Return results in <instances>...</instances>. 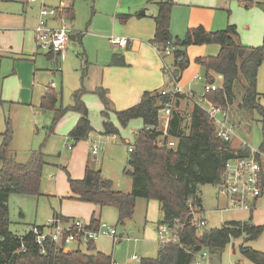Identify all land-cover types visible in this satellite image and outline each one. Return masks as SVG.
I'll use <instances>...</instances> for the list:
<instances>
[{"label": "trees", "instance_id": "1", "mask_svg": "<svg viewBox=\"0 0 264 264\" xmlns=\"http://www.w3.org/2000/svg\"><path fill=\"white\" fill-rule=\"evenodd\" d=\"M242 1L246 4L253 2ZM156 4L157 12L153 16L155 30L151 43L165 45L168 40L172 41L175 47L173 57L181 58L176 63L180 71L189 62L186 54L188 46L218 44L219 51L215 56L195 58L204 69L205 83L217 85L215 91L203 94L202 97L222 106L230 117L229 108L235 100L238 110L245 113L256 111L263 129L259 151H264V106L259 103L260 94L257 91L258 69L264 62V37L260 45L247 46L240 41L234 24L217 31H209L199 25L187 29L181 38L172 37L169 23L174 2L157 0ZM128 16L121 14L120 20L125 22ZM111 64L124 66V57L114 55ZM85 92L80 87L73 92L71 104L57 106L60 93L50 89L40 102L43 110L54 111L52 126L68 111L78 113V120L68 133L73 145L88 138L93 130L87 106L82 100ZM93 94L103 107L100 112L103 117L102 135L118 134L117 127L109 119L110 114L114 115L121 126L132 119L142 121L143 125L135 135L134 147L127 152L126 167L123 170L131 178V189L128 192L114 190L112 181L101 170L87 164L80 179L72 178L65 170L73 197L100 208H115L117 223L121 225L132 219L137 198L155 200L162 212L159 223L168 224L172 229L175 221L180 223L176 242L158 244L156 257H143L138 264H191L204 249L208 250L212 258L214 254H221L233 239L241 236H244V240L239 246V252L253 264H264V252L245 245V242L255 240L264 233V222L254 224L250 217L248 221H226L218 228L197 231L192 225L190 213V207H195L198 213L201 210L200 187L205 184L217 186L225 163L246 156L248 149L234 148L231 142L217 137L213 121L206 111L183 94L170 97L161 95L159 90L144 91L137 103L120 110L114 108L104 87H96ZM168 100L173 101L174 107L169 117L166 139L170 137L174 140L173 147L159 146L157 143L161 135L158 129L159 110ZM0 135V264H111V256L98 251H63L47 244L45 253H41L29 230L22 235L10 230L8 199L13 194H39L47 155L39 149L31 151L25 162L16 160L10 150L12 126L9 117L5 118V129ZM90 222L97 225L99 221L91 217ZM93 245L90 242L87 248L91 249Z\"/></svg>", "mask_w": 264, "mask_h": 264}, {"label": "crops", "instance_id": "2", "mask_svg": "<svg viewBox=\"0 0 264 264\" xmlns=\"http://www.w3.org/2000/svg\"><path fill=\"white\" fill-rule=\"evenodd\" d=\"M62 2V0H59V3L62 4ZM156 2L157 0H109L110 6L107 9L98 8V5H96L94 1L92 2L91 17L89 22L85 25L84 30L86 31L89 29L88 31L90 32H88L87 35H91V37L97 39V45L94 47V50L96 53L101 52L100 57L104 60H102L101 65H94L93 62L89 63L87 61L89 63L88 67L87 62H85L84 66L81 68L82 73L80 75L81 78L79 77L80 81H78L77 84H74V86H76L71 92L70 102L71 104L73 92L80 87H83L86 92L82 95V100L87 106L88 117L90 109L98 110L100 113L103 108L98 97L93 94L94 89L98 86H102L107 90L108 96L111 99L114 108L120 110L137 103L144 91L160 90L166 84L162 72V63L165 62L167 64H171L173 60L172 58L166 57L162 61L151 43L155 30L153 16L157 12ZM173 2L174 5L171 9L169 23V31L172 37L181 38L187 29L199 25L203 26L206 30L217 31L224 29L229 24H234L237 31L240 33L242 29L247 31L243 36L239 34V39L243 44L247 46H258L263 41L264 0H253L250 4H246L242 0H173ZM22 4L30 5L29 8L31 11V17H29V19L27 18V11L23 15L18 13L12 15L9 8L4 7V3L0 7V134L5 129V118L9 117L10 114L12 116V121L10 120L12 126V141L10 150L14 153L16 160H18L17 157L19 155V149H23L26 145L28 138L26 132L33 131L34 128L32 122H30L31 120L26 121L27 117L31 119V116L34 117L39 110H43L40 108V102L46 93L45 88L53 81V76H55L56 73H60L61 75L62 69H65L69 64V57H67L66 52L68 48H66L64 59H60L57 56L46 52L45 56L51 61V68H49L48 65H44V62H42L43 67H47L48 69L37 68L36 63L39 61V51H37L38 47L35 44L34 27L38 18L39 4L31 5L35 3H29L26 0H23ZM61 8V16L70 22V26L74 27V23H77V20L73 7L65 6ZM232 9H235L236 11H234L235 14H232L231 16V13L233 12ZM121 14L129 15L125 22L120 20ZM94 23L96 24V27L93 31L95 33L94 35L97 37L92 36L91 34V27ZM111 34L127 37L129 39L128 45L125 47L112 45L108 40V37ZM71 35L73 38L70 39V42L72 41L73 43L81 41L83 36L79 32H76L75 34L72 32ZM249 39H257V42H250ZM107 44L110 45L111 49H108ZM211 45L212 44L192 45L188 46L186 49L189 62L187 67L183 71H180L177 77L178 84L185 92H192L195 96H197L192 91L193 81L198 82L200 79L195 80L194 76L199 75L198 70L200 68L203 69V67L195 61V58L198 56H215L216 54L209 53V51H211L209 46ZM215 45L218 46L219 51V45ZM101 49H103L104 52L107 51V54H103ZM114 55H122L124 57L125 65H112L111 60ZM191 68H195L197 70L195 71L196 74L193 78L187 77ZM25 75H28V78H24ZM85 80L87 81L85 82ZM61 83L62 77L60 80V86ZM186 87L188 88L186 89ZM53 89L55 92L60 93L57 105H61V90L59 91L56 88ZM21 114L24 116V122L26 121V125L24 126L26 127L25 129H23L24 127L22 126V123H19L21 121ZM78 117V113L68 111L57 122L55 129L58 132V140H61L62 138L64 139V136L68 135L69 131L76 124ZM101 118L103 121L102 116ZM110 118L114 119L115 117L113 114H110L109 119ZM161 124H163V121ZM94 131L95 129L93 128L89 136H93L92 133H94ZM98 134H101V132H98ZM1 140L2 136L0 135V143ZM116 140L117 137L109 139L108 144L111 145L107 144V148L95 156H92L90 153L88 138L78 141L73 145L72 149H68L69 151H72L70 158L72 160L75 156V153L73 152L74 148L77 147L79 143H85L86 154L82 159L83 172L87 164L101 170L102 174L112 181V188L114 190H118L114 188V180L108 176L106 171H104L103 162H99L98 155L102 152L103 155L104 152L108 150L109 146L116 145L114 144ZM232 146L234 148L241 147L240 145ZM115 149H117V147H115ZM31 151H33V149L28 152V155ZM110 154L119 156L117 150L114 152L111 151ZM59 155L60 154L58 153L57 156ZM49 157L53 156L47 155V164L45 166H56V168H61L66 177L65 170L68 171L66 165H61L56 162L55 157H53L55 161L50 163L48 161ZM125 167L126 165L124 168ZM68 173L70 174L69 171ZM82 177L83 173L80 176H74L72 178L80 179ZM128 185L130 186L129 189H131V178L130 184ZM215 187L217 188V186ZM200 191V213H202L204 211L202 188H200ZM124 192H128V190ZM58 196H60L59 201L61 204L63 201L74 202V209L71 214H69L70 212H65L63 214L62 212H56L53 210L52 216L57 214L66 220L84 218L85 221H89L91 217H94L98 221L100 220L102 208L88 202L76 200L70 189L64 195ZM215 202L219 212L230 210L227 208L229 202L227 197L222 194L218 188ZM157 204L160 212V218L156 222V230L157 226L160 224L159 221L162 218L160 205L158 202ZM255 209L256 207L254 210ZM254 210L250 212L251 218ZM113 225L116 227L115 224ZM120 235L123 237V234ZM126 236V238H129V235ZM102 237L109 238L112 240V243H114L112 237ZM97 251L109 255L107 252L97 249L95 245H93V248L91 249H86L87 253H95ZM134 256L137 258L133 259L132 257V260L129 261H140L141 258L139 256L136 254ZM112 261L119 264V262L114 259H112Z\"/></svg>", "mask_w": 264, "mask_h": 264}, {"label": "rangeland", "instance_id": "3", "mask_svg": "<svg viewBox=\"0 0 264 264\" xmlns=\"http://www.w3.org/2000/svg\"><path fill=\"white\" fill-rule=\"evenodd\" d=\"M23 0H0V7L4 3V7H8L12 12V15L18 13L23 15L26 11L28 12L27 18L31 17V11L29 6L22 4ZM62 4L59 3V0H46L48 6L52 7H73L75 11V17L77 23L75 22L74 27H71L73 34L79 32L82 34L81 41L72 43L70 40L67 43L68 48L66 50L67 57H69V64L65 69H62V73H56L53 76L54 88L61 90V99L60 103L62 106H66L71 102V92L75 88L74 84H77L80 81L82 70L85 62H93L94 65H101L102 60H104L100 53H96L94 47L97 45V39L87 35L89 29L84 30L85 25L90 20L91 15V6L94 1L98 8L107 9L110 6L109 0H62ZM38 5V2H33ZM39 6V5H38ZM231 13L234 15L235 9H232ZM70 25V22L67 21ZM96 24L94 23L91 27L92 36L94 35V28ZM86 32V33H85ZM246 30L242 29L241 33L238 31V35L242 36L246 34ZM263 33V30H262ZM116 35V34H111ZM251 38V37H248ZM250 40V39H249ZM261 41V40H260ZM250 42H257L256 40H250ZM259 42V40H258ZM36 44V43H35ZM259 44V43H258ZM107 44L108 49L110 45ZM106 47V48H107ZM75 48V49H74ZM74 49V50H73ZM209 53L217 54L218 46L212 44L209 46ZM90 50V52H89ZM39 61L36 63L38 69H48L43 67L48 65L51 68V61L48 60L45 56L46 50L37 48ZM103 54H107V51H103ZM97 54V56H96ZM64 59V58H63ZM87 62V67L88 63ZM169 62V61H168ZM63 64V62H62ZM63 68V66H62ZM91 70V69H90ZM197 71L195 68L189 70L187 77L193 78ZM191 73V74H190ZM200 80L198 82L193 81L192 91L197 95L201 96L204 92L205 77L204 70L200 68L198 70ZM62 77V83L60 86V80ZM80 77V78H79ZM24 78H28V75H25ZM31 80V79H30ZM87 80H85L86 82ZM166 83V80L164 78ZM44 88V87H43ZM188 87H186L187 89ZM257 91L260 94L259 103L264 106V62L260 65L258 69L257 76ZM58 106V105H57ZM230 119L234 122V134L231 139L232 145L247 144L248 147L259 151V145L263 137L262 122L256 111H245L237 109V100L234 104L231 105ZM37 110V109H36ZM54 116V111L52 110H39V112L34 116L27 117L26 121L31 120L32 125L34 126L33 131L27 133V141L25 149H19L17 159L20 162H25L28 157V152L33 150H41L48 156H53L61 165H66L67 170L70 172L71 176H80L83 173V163L82 159L85 157L86 144L79 143L77 147L74 148L75 156L71 160V153L64 146L63 138L58 140V132L56 131L55 126H52V119ZM22 126L26 125L24 122L23 114L20 115ZM9 119H12V116L9 114ZM89 119L92 127L95 129L92 133V140H99L104 146V150L107 148L109 139L107 136L98 134L102 132V118L98 110L90 109ZM12 121V120H11ZM110 121L117 127L118 134H116L117 140L113 146H109L108 150L102 155H98L99 162H103V169L106 171L108 176H110L114 181V188L120 191H129L130 178L124 174V166L126 165L127 158V148L128 145H133L135 141V135L137 131L142 127V121L140 119H132L125 126H121L116 118H110ZM20 126V125H19ZM37 127V128H36ZM24 127L23 129H25ZM91 139V137H90ZM108 144V145H107ZM117 147V149H115ZM119 153V156L115 154H110L111 151ZM60 154L57 156V154ZM102 156V157H101ZM49 157L48 161L54 162V158ZM260 161L263 166L264 172V151L260 152ZM56 164V163H55ZM1 167V161H0ZM202 200H203V209L202 213H198L199 216H202L206 220V228H218L223 222L226 221H248L250 218V212L244 210H228L224 212H219L216 206V193L217 188L211 184L202 185ZM69 191L68 183L64 175V171L61 168H56V166H44L41 177V184L39 189V194L37 196H25V195H11L8 199V209H9V219H10V230L18 235H22L26 232L31 224H44L48 219L52 217V212H71L74 209V202L66 201L61 204L59 201L60 196L64 195ZM264 193V188H263ZM264 196L258 200L256 209L252 212V222L254 224H261L264 222ZM25 217H24V216ZM76 215V214H75ZM78 216V215H76ZM81 218V217H79ZM160 218V212L158 204L155 200H147L145 198H137L134 214L132 219L126 222L124 225H121L116 222L117 214L116 210L111 206H106L102 208L100 214V220L107 223H112L116 225V230L118 234H123L121 241L112 240L105 237H99L94 240V245L97 249L107 252L111 255L112 259L119 262V264H138L139 261H129L132 260V257L136 254L140 258L143 257H156L158 237L156 233V222ZM85 220L84 218H82ZM129 235V238H126ZM139 239V241H138ZM244 240V236L233 239L229 244H227L221 254H214L212 258L207 250V256L204 259H200L197 263L196 259L192 261L191 264H253L247 258H245L239 252V246ZM245 245L259 251L264 252V233L260 235L255 240H250L245 242ZM71 249H75V244L72 243L69 245ZM81 250L85 251L84 248ZM90 252V250H89Z\"/></svg>", "mask_w": 264, "mask_h": 264}, {"label": "built area", "instance_id": "4", "mask_svg": "<svg viewBox=\"0 0 264 264\" xmlns=\"http://www.w3.org/2000/svg\"><path fill=\"white\" fill-rule=\"evenodd\" d=\"M29 3L38 2V18L34 27V38L36 46L46 50L47 53L57 56L60 59L65 57V49L70 35L71 27L67 23V19L61 16V7L48 6L46 0H26ZM53 21V22H52ZM109 42L118 47H125L129 43V39L125 36L110 35ZM155 51L162 61L166 58H172L173 62L167 64L162 63V72L166 80V84L159 90L163 96L174 97L176 94H183L190 98L191 102L206 111L210 119L213 121L216 136L222 141L230 142L234 134V124L230 120V115L222 106L213 104L205 100L202 95L215 91L217 85L215 83H205L204 92L201 96H195L192 92H185L178 84L177 77L173 75L172 69L181 58H174L173 51L175 49L172 41L168 40L165 45L152 44ZM195 80L201 79L199 75L194 76ZM53 81L45 88L46 92L54 87ZM174 103L172 100L165 101L159 110L160 127L158 128L161 135L158 137V145L173 147L174 140L167 138V127L169 117L172 113ZM163 121V124L161 122ZM90 135V134H89ZM88 135L89 148L92 156L97 155L104 150L102 142L92 140L93 136ZM102 134L99 135L101 137ZM108 139L116 138L115 134L105 135ZM91 137V139H90ZM64 146L67 149L73 148V140L69 135L64 136ZM133 145H128L127 150L131 151ZM242 148L248 149V154L244 157H238L228 160L221 174V181L217 185L218 190L228 199L227 208L231 210H244L251 212L257 206L258 200L263 196V166L258 159L260 151L248 147L247 144H241ZM258 155V156H257ZM192 215V225L197 231L206 228V220L198 216L195 207H190ZM179 221H175L174 228H170L168 224L160 223L157 226L158 244L162 245L167 242H176L178 240ZM35 243L40 248L41 253H45L46 245L52 244L56 249L63 251L73 250L70 244H75V249L85 250L90 242L106 236L112 237L113 240L123 238L117 233L116 227L105 221L99 220L97 225H92L90 220L82 219L66 220L60 215H54L44 224H32L29 227ZM207 256V250L204 249L197 257V263L200 259ZM133 256V259H136ZM111 264H116L112 262ZM240 264V263H237Z\"/></svg>", "mask_w": 264, "mask_h": 264}, {"label": "water", "instance_id": "5", "mask_svg": "<svg viewBox=\"0 0 264 264\" xmlns=\"http://www.w3.org/2000/svg\"><path fill=\"white\" fill-rule=\"evenodd\" d=\"M71 38H73L72 35H70V39ZM172 73H173L174 76L178 77V75L180 73V69L178 67H173ZM219 78H221V76H219Z\"/></svg>", "mask_w": 264, "mask_h": 264}]
</instances>
